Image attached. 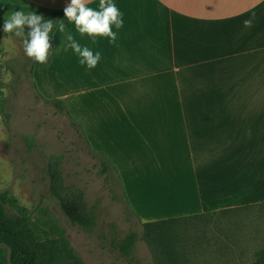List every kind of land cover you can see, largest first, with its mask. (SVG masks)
Instances as JSON below:
<instances>
[{"label": "crops", "instance_id": "obj_1", "mask_svg": "<svg viewBox=\"0 0 264 264\" xmlns=\"http://www.w3.org/2000/svg\"><path fill=\"white\" fill-rule=\"evenodd\" d=\"M69 2L0 0V24L12 11L44 15ZM112 2L123 19L116 44H93L64 16L102 60L82 66L56 30L47 63L33 65L37 95L63 103L91 144L109 140L128 204L147 206L139 190L165 200L170 216L153 221L264 205V0ZM88 6L99 10V0Z\"/></svg>", "mask_w": 264, "mask_h": 264}, {"label": "rangeland", "instance_id": "obj_2", "mask_svg": "<svg viewBox=\"0 0 264 264\" xmlns=\"http://www.w3.org/2000/svg\"><path fill=\"white\" fill-rule=\"evenodd\" d=\"M0 48V103L11 116L9 121L0 116V193L9 191L33 214L43 237L55 239L64 234L81 264H155L150 247L142 240L131 257L122 255L113 246L114 240L124 239L131 231L140 238L141 224L169 217L171 207L165 200L145 198L141 190L139 197L145 199L141 204L147 206L137 205L135 200L134 205L128 204L121 182L112 171L106 176L100 174V163L92 152L109 161V140L95 145L88 141V146L70 118L37 97L32 74L29 79L23 70L27 56L20 38L4 37ZM53 156L64 158L66 185L82 189L88 205L97 208L99 221L94 233L72 226L50 198L46 167ZM262 194L252 197L258 199ZM171 200L181 203L184 199L178 197L176 201L171 193ZM182 209L175 207V214H183ZM203 219L188 223L181 235L191 251L186 264H252L256 253L264 249V206L243 207Z\"/></svg>", "mask_w": 264, "mask_h": 264}, {"label": "trees", "instance_id": "obj_3", "mask_svg": "<svg viewBox=\"0 0 264 264\" xmlns=\"http://www.w3.org/2000/svg\"><path fill=\"white\" fill-rule=\"evenodd\" d=\"M43 16L45 20L53 19L58 21L64 18V12L52 11ZM2 26L0 24V40L4 37H15L13 34L4 33ZM56 30L54 27L53 32L50 34V43L52 45L50 51L54 47L53 37ZM28 31L29 29L26 26V35ZM1 52L2 49H0ZM25 60H27L26 63H24V60L22 63L23 70L29 78L35 61L28 57ZM1 87L2 85L0 84ZM0 96H3L2 92H0ZM37 97L42 100L40 95ZM44 102L53 105L70 118L73 128L89 146L81 127L73 121L62 103L58 101ZM3 105V103H0V116H4L9 121L11 116L5 113ZM92 152L94 158L100 163V174L106 176L112 171L117 180L121 182L116 169L111 163L104 156L97 154L93 150ZM63 160V156H53L47 162L46 174L49 181V196L58 205L72 226L78 227L85 233H94L99 221L97 208L88 205L82 189L73 185H66L62 170ZM128 207L131 209L129 205ZM245 208L247 209L248 207ZM131 211L136 217L132 209ZM232 211L235 210L222 211L215 214L231 213ZM215 214L141 224L143 231L140 238L136 232L131 231L124 239L114 240L113 246L125 257H131L137 242L142 240L150 247L155 264H186L189 261V257H191V251L188 250L187 243L181 240L185 226L187 227L188 223L192 221L206 220L203 218ZM255 257V261L252 264H264V249L259 250ZM0 264H81V262L64 234L55 239L40 235L37 224L33 221V214L21 207L9 191H5L0 193Z\"/></svg>", "mask_w": 264, "mask_h": 264}, {"label": "clouds", "instance_id": "obj_4", "mask_svg": "<svg viewBox=\"0 0 264 264\" xmlns=\"http://www.w3.org/2000/svg\"><path fill=\"white\" fill-rule=\"evenodd\" d=\"M90 0H70L63 9L64 16L70 24H74L76 31L81 35L92 38L96 44L97 37H106L113 45L116 44L117 30L123 27L122 14L112 0H99V10L88 6ZM255 17L245 19L244 27H251ZM29 29L25 34V27ZM54 27L58 32L65 34L64 50L72 49L80 58L79 63L88 69H94L102 60L100 51L95 53L88 46H81L74 35L67 31L64 20H45L43 15L33 11H12L6 15L2 31L20 38L24 54L39 64H46L52 47L51 33Z\"/></svg>", "mask_w": 264, "mask_h": 264}]
</instances>
